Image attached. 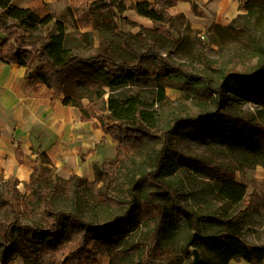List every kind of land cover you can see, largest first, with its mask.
<instances>
[{
  "label": "trees",
  "instance_id": "1",
  "mask_svg": "<svg viewBox=\"0 0 264 264\" xmlns=\"http://www.w3.org/2000/svg\"><path fill=\"white\" fill-rule=\"evenodd\" d=\"M182 1L194 15L207 18L204 12L197 13L194 1ZM170 6L168 0L131 3L127 8L122 0H97L91 4L97 14L93 31L70 33L61 22L53 23L38 1L17 8L11 0H0V60L24 68L28 87L42 84L53 95L63 96L62 104L77 109L82 123L92 122L94 130L117 142L115 160L103 163L92 182L76 175L65 180L55 176L44 153L34 163L25 185L27 194L18 190L16 178L4 179L0 171V264L17 256L33 262L48 253L49 264H92L101 248L120 244L128 236L137 224L140 200L144 208L154 211L153 244L147 257L181 236L187 239V252L189 246L205 250L207 256L199 264L264 260V246L244 244L238 225L256 194L234 181L235 173L244 167L264 170V30L260 24L264 0H248L245 14H238L225 27L216 26L221 48L224 35L235 37L255 58L248 70L229 71L221 61L204 55L199 58L201 70L171 63L153 46L144 53L151 60L149 67L141 62L144 55L132 64L118 63L111 56L113 48L95 56L78 55L94 44L97 35L101 38L121 29L128 22L121 16L125 9L156 25L141 30L150 34L152 44L162 41L170 52L179 44L170 29L174 19L167 13ZM51 23L54 28L48 30ZM44 28L43 35L34 34ZM123 36L122 49L129 52L128 35ZM167 89L203 101L207 108L193 114L181 100H168ZM146 94H151L150 102ZM237 103L257 107L244 111ZM187 139L219 145L224 159L234 166L222 169L221 164L215 167L203 158L173 150L177 141ZM20 154L17 148L18 163ZM79 158L83 161L85 155ZM206 173L219 179L197 182L196 175ZM120 186L125 188L122 200L111 197ZM178 194L200 201L209 211L214 201H222L227 210L221 217L198 216L178 205ZM126 246L122 258L137 249L135 244Z\"/></svg>",
  "mask_w": 264,
  "mask_h": 264
},
{
  "label": "rangeland",
  "instance_id": "2",
  "mask_svg": "<svg viewBox=\"0 0 264 264\" xmlns=\"http://www.w3.org/2000/svg\"><path fill=\"white\" fill-rule=\"evenodd\" d=\"M95 1L97 0H53L48 6L40 5H42L47 13L51 14L53 23L61 22L64 25L66 32L82 33L93 31V23L97 14L93 12L91 4ZM130 1L122 0L125 8L129 7L131 3H134L132 0ZM168 1L172 3V6L167 9V13L174 18L170 24V29L173 36L179 41L177 48L167 52V47L162 41L152 44V41L149 39L150 34L142 31L141 28L151 29L156 27V25L148 19L137 16L133 11L125 9L121 16L126 18L128 22H124L121 29L109 32L105 37L100 38L97 35L94 44L92 46H85L84 49L78 52V55L81 57H90L102 53L105 50L111 52L110 49L113 48L111 56L115 61L118 63L124 62L132 64L138 59V55H144L148 46H153L156 52L164 56L167 54L168 60L171 63H187L199 70L203 68L199 61L201 55L221 61V64H224L229 71L248 70L255 63V58L251 56L247 49L235 37L224 35V48H221L222 45L219 43L220 40L216 30V26L225 27L238 14H245L248 0H192L198 5L197 13L202 11L207 15V18L194 15L187 2H183L182 0ZM53 23L49 25L48 30L54 28ZM260 24L264 30V14L260 20ZM44 32L45 28L34 34L43 35ZM123 34L128 35L126 40L130 48L129 52L122 49ZM26 36L24 34V37ZM141 62L145 67H149L151 64V60L145 55L142 56ZM35 67H38L37 63L34 64ZM32 73H35V71L33 70ZM165 94L170 101L181 100L193 114L207 108V104L203 101L195 98L186 99L177 91L167 89L165 90ZM145 96L148 102H150L151 94H146ZM235 105L241 106L244 111L247 109L253 110L257 107L251 103L243 105L237 103ZM93 147V149L88 151L91 153L87 156L86 164H84L86 159L81 161L79 158L83 153L81 151L77 153L78 165L82 168L77 173L73 171L75 169H70L65 164H57V161L62 162L63 157L56 156V165L51 164L54 175L64 180L71 175H76L87 180V182H92L96 178L95 172L101 169L103 163L113 162L115 160L117 142L112 141L108 135L103 133V136L93 144ZM173 147V150L186 156L203 158L215 167L220 164L222 169H224V165L226 167L234 166V164L224 159V148H220L219 145L210 146L200 139L180 140ZM9 152V150H5L1 155V160L5 168L9 167ZM36 155L39 158V153ZM2 172L4 179H6V173L4 170ZM218 177V175L212 173L196 175L197 182L199 183H212L217 181L219 179ZM263 178L264 170L261 167H244L234 175V181L236 183L246 186L249 194H256L251 210L244 212L238 223L241 229V240L248 247L264 246V185L261 183ZM196 184L199 185L198 183ZM17 188L22 194H27L25 183L19 182ZM124 190L125 188L120 186L117 191L111 192V197H118V199L122 200ZM177 201L182 209L196 213L198 216L209 213L221 217L224 216V210H227V207H224V202L222 201H214L211 204L213 206L211 211L205 209L200 201L185 197L184 195L178 194ZM140 204L141 211L138 215L137 224L132 228L128 236L120 244L113 243L111 245L109 244V247L101 248L100 254L95 256L92 264H138L141 260H148L150 264H192L195 259L193 250H196L198 253L197 264H199L207 256L203 248L198 249L194 246H189V251L187 252V249L184 248L187 239L177 236L166 242L161 251H155L154 254L152 253L151 256L147 257V250L153 244L150 230L153 227L151 214L154 211L148 207L144 208L141 200ZM132 244L137 246L135 252L126 258H122L121 253L127 248L126 245ZM50 256L51 253H48L41 256L39 260L28 263H25L20 256H17L8 264H49ZM228 264L249 263L242 259H232ZM258 264H264V260Z\"/></svg>",
  "mask_w": 264,
  "mask_h": 264
},
{
  "label": "crops",
  "instance_id": "3",
  "mask_svg": "<svg viewBox=\"0 0 264 264\" xmlns=\"http://www.w3.org/2000/svg\"><path fill=\"white\" fill-rule=\"evenodd\" d=\"M31 1L48 6L53 0H11L17 8H25ZM27 84L24 68L0 60L1 171L4 170L7 178L14 177L26 185L34 163L39 161L37 153H44L52 165H56V156H62V162L57 161V164H65L75 169V173L81 171L77 153L81 151L85 155L86 164L91 153L88 151L94 148L93 144L103 133L99 129L94 130L92 122L82 123L75 108L62 104L63 96L53 95L42 84L33 87ZM17 148L21 150V163L16 160ZM5 150L10 151L8 168L1 160Z\"/></svg>",
  "mask_w": 264,
  "mask_h": 264
},
{
  "label": "water",
  "instance_id": "4",
  "mask_svg": "<svg viewBox=\"0 0 264 264\" xmlns=\"http://www.w3.org/2000/svg\"><path fill=\"white\" fill-rule=\"evenodd\" d=\"M193 254H194V256H195V259H194V261L192 262V264H197V262H198V253H197L196 250H193Z\"/></svg>",
  "mask_w": 264,
  "mask_h": 264
},
{
  "label": "bare ground",
  "instance_id": "5",
  "mask_svg": "<svg viewBox=\"0 0 264 264\" xmlns=\"http://www.w3.org/2000/svg\"><path fill=\"white\" fill-rule=\"evenodd\" d=\"M19 176V175H18ZM22 185V184H21ZM21 187V186H20Z\"/></svg>",
  "mask_w": 264,
  "mask_h": 264
}]
</instances>
